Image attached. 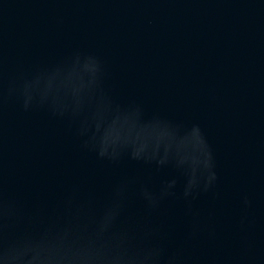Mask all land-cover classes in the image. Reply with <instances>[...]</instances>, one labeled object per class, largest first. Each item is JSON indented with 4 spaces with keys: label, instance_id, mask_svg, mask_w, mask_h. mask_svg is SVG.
Masks as SVG:
<instances>
[{
    "label": "water",
    "instance_id": "95a60500",
    "mask_svg": "<svg viewBox=\"0 0 264 264\" xmlns=\"http://www.w3.org/2000/svg\"><path fill=\"white\" fill-rule=\"evenodd\" d=\"M122 232L264 264V0H0V264H119Z\"/></svg>",
    "mask_w": 264,
    "mask_h": 264
},
{
    "label": "clouds",
    "instance_id": "9594fccd",
    "mask_svg": "<svg viewBox=\"0 0 264 264\" xmlns=\"http://www.w3.org/2000/svg\"><path fill=\"white\" fill-rule=\"evenodd\" d=\"M101 156L103 154L101 153ZM210 180L215 179L214 175L209 177ZM171 187V185H169ZM194 187L192 184H189L188 189L185 190V196L189 194V190ZM123 190L121 189L117 195L122 196ZM167 195V191L165 190L164 193ZM147 199H149L150 203L155 206L156 201L145 193ZM120 208L119 202H116L114 206L109 209L110 213V220L111 223L118 215V211ZM6 214H11V208L5 210ZM128 241V234L125 232L112 234L109 241V250L111 252V259H114L119 262V264H159L161 259V249L150 248V249H141L137 251H132L127 246ZM6 258L9 261V264H15V262L20 258L19 253L16 251V246L12 247L5 251ZM167 264H180V258L176 255L171 256L167 260Z\"/></svg>",
    "mask_w": 264,
    "mask_h": 264
}]
</instances>
